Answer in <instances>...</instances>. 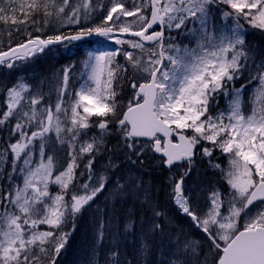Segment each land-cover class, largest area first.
<instances>
[{"label": "snow or ice", "instance_id": "1", "mask_svg": "<svg viewBox=\"0 0 264 264\" xmlns=\"http://www.w3.org/2000/svg\"><path fill=\"white\" fill-rule=\"evenodd\" d=\"M101 11L102 0H0V22L17 26L9 37L29 34L0 51V66L93 36L121 46L89 53L78 78L69 66L3 88L0 264H57L68 224L75 230L102 194L89 264H264V53L246 44V26L264 33V0H132L131 9L112 0L97 19ZM221 95L228 106L214 110ZM104 152L121 155L127 173L114 174L112 157L97 171ZM204 158L226 189L187 184ZM152 162L174 173L166 195L207 250L172 227L144 178Z\"/></svg>", "mask_w": 264, "mask_h": 264}, {"label": "rangeland", "instance_id": "2", "mask_svg": "<svg viewBox=\"0 0 264 264\" xmlns=\"http://www.w3.org/2000/svg\"><path fill=\"white\" fill-rule=\"evenodd\" d=\"M95 2V0H94ZM126 7L129 9L132 8V0H124ZM104 5V11H101L97 14V19L99 16L105 14L108 7H110L112 0H102ZM132 20L134 18H128ZM3 24V25H2ZM6 26V27H5ZM9 22V24H4L0 22V51H7L10 47H16L18 44L25 42L26 39L22 40V37L29 39V34L24 31H13L11 36L7 34L9 28H13ZM17 27V26H16ZM21 29H23V25H19ZM48 30V31H47ZM44 32L49 34L51 29H47ZM247 31V39L246 44L251 45L252 47L260 50L261 53H264V33H261L259 30L251 29L246 26ZM42 33V32H41ZM175 35V33H173ZM258 35V36H257ZM256 36V37H255ZM259 36L261 37L259 40ZM255 37V38H254ZM177 42H182L183 44H187L188 40L183 36L177 37ZM89 45L79 44L76 45L74 43H67V47L65 44L55 45L53 47H49L43 53H39L34 56L28 62L17 61L16 66L11 69L10 72L5 71V67H0V79L2 76H5L8 79V87L13 86L18 80L26 79L32 85H37L41 80L45 78H49L59 73L63 68L73 66V75L74 77L79 76L80 71L83 70V61L87 59L89 53L99 54L105 50H114L119 49L121 46L114 44L112 41H104L103 38H99L97 40H92ZM191 46H194L191 45ZM126 47V46H125ZM131 51V49H129ZM117 59L121 62L123 61V57L119 56ZM8 73V75H6ZM243 79V78H242ZM234 86L239 88L241 86V81H235ZM252 88L251 84H247L244 89V102L245 107H248V98L250 96V89ZM44 91H48L47 85L44 87ZM130 91L127 84L124 85V90L122 92V97L124 98V102H127V93ZM230 97H226L221 95L218 97V103L213 105L214 110H223L228 106V100ZM52 101L54 103L55 96L53 95ZM5 108L4 105V96L3 89L0 90V111H3ZM115 137L108 138V146L116 144ZM61 161L63 160V153H57ZM218 160L216 162L221 163L222 167H225L227 162L223 157L220 156L219 152L215 153ZM109 157H112L116 160L118 164H120V168L115 170L114 174L127 173L128 170V162L123 159L121 155L114 152H104L100 156L96 158V163L94 168L97 171H104L107 168ZM208 158H204L203 161L198 160L197 162V172L192 175V177L187 181L189 186L194 185H203L204 188H207L209 185H215L220 187L222 190L227 188V185L220 179L218 173L215 172L214 169L207 163ZM157 172L156 175L159 174L158 182L159 189L155 187L153 192L156 196H158L160 201V206L168 213L170 211L177 212L180 216L183 214L175 207V205L168 199L166 192L168 191L169 177L174 175V173L169 172L161 166L158 162H152L147 164L144 178L151 182V172ZM168 173V176H166ZM155 183V182H154ZM52 188L54 190L55 186ZM112 190L107 189L106 192L110 193ZM106 203L105 195L102 194L97 200L94 202L92 209L83 212L76 220L75 230L72 228V224L69 223L67 226V231L71 233L70 239L68 237V242L64 249H62L60 255L57 257V264H89V260L91 259V247L93 244V229H92V221L95 214V209L97 206L104 207ZM119 207V205H118ZM139 208L137 205L136 209ZM138 214V213H137ZM139 217L142 214H138ZM139 219V218H138ZM137 219V224H139V220ZM189 224H191V219L189 218ZM44 228L45 226H41ZM173 227V226H172ZM196 229V228H195ZM197 230V229H196ZM200 230V229H199ZM198 231V230H197ZM76 236L73 241V234ZM201 232V230L199 231ZM83 237V240H82ZM203 238V237H202ZM206 238V237H205ZM71 243H70V242ZM202 243L201 241H199ZM131 246V243H129ZM207 250V245L203 247ZM131 251V247L129 252ZM131 259V257H130Z\"/></svg>", "mask_w": 264, "mask_h": 264}, {"label": "trees", "instance_id": "3", "mask_svg": "<svg viewBox=\"0 0 264 264\" xmlns=\"http://www.w3.org/2000/svg\"><path fill=\"white\" fill-rule=\"evenodd\" d=\"M47 30V29H46ZM46 30L44 32H46ZM48 31V30H47ZM44 32H36L34 30H31V36L32 37H36V36H46V33L44 35ZM258 36V35H257ZM256 37V36H255ZM254 37V38H255ZM261 37L259 36L258 40L260 39ZM23 39H26L24 38V36L22 37V40ZM6 75H8V73H6ZM8 87V79L5 77V76H2L1 79H0V90H2L4 87ZM157 172H151V185H152V188L154 189L155 187H158L159 189V180H158V177H159V174L156 175ZM155 182V183H154ZM137 207V206H136ZM136 213L138 214H143V210L140 209V208H137L135 209ZM137 214V219L139 218V215ZM169 218H170V222H171V225L173 226V228H175L176 230L178 231H182L189 239H192V240H196V241H201V245L203 247H205L207 245V240L204 236H202L198 231H196L191 224H189V220L183 216H180L177 212L175 211H170L167 213ZM139 220V219H138ZM76 232L75 234H73V241L75 239V236H76ZM71 236V235H70ZM203 237V238H202ZM70 239V237H69ZM82 240H83V237H82ZM70 242V241H69ZM71 243V242H70ZM131 246H128V251L130 249Z\"/></svg>", "mask_w": 264, "mask_h": 264}, {"label": "water", "instance_id": "4", "mask_svg": "<svg viewBox=\"0 0 264 264\" xmlns=\"http://www.w3.org/2000/svg\"><path fill=\"white\" fill-rule=\"evenodd\" d=\"M95 38H98V37L93 36V37H90V38H86V39H84L82 41H76V43H81V42H84V41H87V40H92V39H95ZM7 70H10V69L7 68ZM166 170H168V169H166Z\"/></svg>", "mask_w": 264, "mask_h": 264}, {"label": "bare ground", "instance_id": "5", "mask_svg": "<svg viewBox=\"0 0 264 264\" xmlns=\"http://www.w3.org/2000/svg\"><path fill=\"white\" fill-rule=\"evenodd\" d=\"M3 25V24H2ZM6 27V26H5ZM16 27V26H15ZM1 33V32H0ZM66 44V43H65ZM185 233V232H184ZM130 258V257H129Z\"/></svg>", "mask_w": 264, "mask_h": 264}]
</instances>
